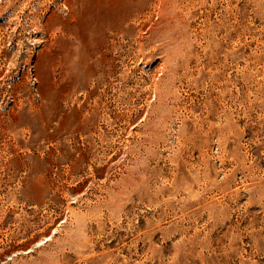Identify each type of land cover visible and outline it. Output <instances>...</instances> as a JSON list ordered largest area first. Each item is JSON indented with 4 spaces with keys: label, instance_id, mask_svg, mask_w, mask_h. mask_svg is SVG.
I'll return each instance as SVG.
<instances>
[{
    "label": "rangeland",
    "instance_id": "374dc122",
    "mask_svg": "<svg viewBox=\"0 0 264 264\" xmlns=\"http://www.w3.org/2000/svg\"><path fill=\"white\" fill-rule=\"evenodd\" d=\"M0 264H264V0H0Z\"/></svg>",
    "mask_w": 264,
    "mask_h": 264
},
{
    "label": "bare ground",
    "instance_id": "6f19581e",
    "mask_svg": "<svg viewBox=\"0 0 264 264\" xmlns=\"http://www.w3.org/2000/svg\"><path fill=\"white\" fill-rule=\"evenodd\" d=\"M101 1H103V0H101ZM191 1H192V0H191ZM99 4H100V3H99ZM180 5H181V4H180ZM157 7H158V6H157ZM93 12H95V11H93ZM98 12H99V11H98ZM104 12H105V11H104ZM118 17H119V16H118ZM118 17H117V19H118ZM113 19H114V18H113ZM117 19H116V20L114 19L112 23H114V22L117 23V22L120 20V19H119V20H117ZM105 21H106V20H104V22H105ZM107 23H108V22H107ZM104 28H105V27H104ZM115 28H116V27H115ZM115 28H114V29H115ZM101 30H102V29H101ZM116 30H117V29H116ZM104 31H106V30L103 29V32H102V33H104ZM106 37H107V36H106ZM101 38H102V36H101ZM84 42H85V41H84ZM102 43H103V42H102ZM102 43H101V44H102ZM101 53H102V52H101ZM90 56H91V55H90ZM91 94H92V93H91Z\"/></svg>",
    "mask_w": 264,
    "mask_h": 264
}]
</instances>
